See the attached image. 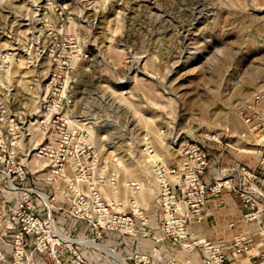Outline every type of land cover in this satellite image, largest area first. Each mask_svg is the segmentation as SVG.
I'll return each instance as SVG.
<instances>
[{"label":"rangeland","instance_id":"374dc122","mask_svg":"<svg viewBox=\"0 0 264 264\" xmlns=\"http://www.w3.org/2000/svg\"><path fill=\"white\" fill-rule=\"evenodd\" d=\"M59 130L68 147L53 166ZM214 139L264 156V0H0V177L8 186L21 166L74 247L124 264L71 232L73 219L97 235V197L109 210L158 207L180 144Z\"/></svg>","mask_w":264,"mask_h":264},{"label":"built area","instance_id":"2783aa9c","mask_svg":"<svg viewBox=\"0 0 264 264\" xmlns=\"http://www.w3.org/2000/svg\"><path fill=\"white\" fill-rule=\"evenodd\" d=\"M56 118V116L52 118V122H56ZM54 126L58 128L57 124ZM52 135H56L55 138ZM67 135L61 130L49 134L50 139H59L57 150L60 152L51 159L53 166L65 159L68 147ZM214 141L218 140L214 139ZM178 153L179 158L168 169L169 179L166 181L163 179L159 184L157 197L159 213L156 220L162 235L155 236L146 228L148 218L142 211L109 210L102 201H98L99 197L96 198L98 212H95L97 213L95 222L92 223L95 233L99 235L102 230H114L128 234L140 232L144 236L152 235L156 240L165 237L181 244L185 249L192 250L199 247L206 253L202 260H188L186 264H226V255L234 257L247 251L253 244L252 237L235 234L227 245L221 241L195 239L190 224L192 220L197 222L203 220L206 213V194L218 196L224 188L238 194L240 203L245 209L244 221L259 222L262 201H264V178L257 171L238 163L225 175L217 174L211 182L206 183L203 181L204 173L211 160L216 159L210 146L198 141L186 140L185 143L180 144ZM260 165L261 167L264 165V157L261 158ZM11 173H7V184L11 190L21 192L20 200L17 205L8 204L5 200L0 203V242L11 246V263H17L25 254L30 264H34L35 251L45 260L48 259L51 264H90L77 247L73 246V242L64 239L66 237L64 231L54 225L49 212L50 207L40 192L34 187L16 184L17 180L26 179L23 168L19 166ZM37 197L43 200V207L47 209L45 216L39 213ZM77 216L84 218L87 214L85 216L82 212H77ZM262 244L264 245V237ZM27 249L30 250L28 255ZM62 249H66L70 254V258L65 261L59 256ZM262 255L264 256V249ZM132 259L134 264L150 262L147 254H134Z\"/></svg>","mask_w":264,"mask_h":264},{"label":"crops","instance_id":"0c3cea01","mask_svg":"<svg viewBox=\"0 0 264 264\" xmlns=\"http://www.w3.org/2000/svg\"><path fill=\"white\" fill-rule=\"evenodd\" d=\"M242 140L229 141H213L210 148L216 159L211 160L207 167L203 181L209 183L217 175H225L236 164H243L250 170L257 171L264 178V165L261 167L260 160L262 152L257 147H243ZM247 149V150H246ZM20 186H31L36 188V182L27 177L23 181H19ZM21 192L13 191L6 185V180L0 177V199H4L12 205H16L20 200ZM223 201L221 204H218ZM42 204H38V207ZM43 207V205H42ZM244 208L240 203L237 193L222 189L218 196L210 193L205 197V216L202 221L192 220L190 229L193 231L195 239L221 241L227 245L232 236L242 234L250 236L253 244L247 251L239 253L237 256L226 255V264H264V256L262 250L264 245L262 239L264 237V201H262V214L260 221L246 222L243 219ZM44 212H40L43 215ZM158 207L144 212L148 222L146 228L155 236L162 235L158 221ZM57 215L58 222L64 225L65 217L61 213ZM73 225L69 229L76 230V235L85 238H92L95 242L104 244L108 248L119 253L128 264H134L132 256L134 254H147L150 258L149 264H186L190 261H200L206 253L201 248L192 250L185 249L181 244L163 237L156 240L152 235L144 236L140 232L134 234L121 233L114 230H102L99 235H94L93 229L88 223H81L77 220L72 221ZM65 226V225H64ZM0 249L5 252L7 259H10L11 246L7 243L0 242ZM77 249L82 256L90 264H121L113 256L106 251L91 245H78ZM62 260H66L69 253L66 249L59 252ZM34 257L38 264H44L40 254L35 252Z\"/></svg>","mask_w":264,"mask_h":264},{"label":"bare ground","instance_id":"6f19581e","mask_svg":"<svg viewBox=\"0 0 264 264\" xmlns=\"http://www.w3.org/2000/svg\"><path fill=\"white\" fill-rule=\"evenodd\" d=\"M137 68H138V66H136ZM173 141H175V139L173 140ZM247 150V149H246ZM110 152H112V149L110 150ZM32 153V152H31ZM31 153H28V158L29 157H32L33 155H34V153L33 154H31ZM155 170H156V173H157V175L159 176V178H161L162 177V175H163V171H164V168L163 167H161V166H156L155 165ZM162 179V178H161ZM163 180V179H162ZM136 184V183H135ZM132 185V184H131ZM137 185V184H136ZM138 187H140V186H138ZM141 188V187H140ZM139 188V189H140ZM136 189H138V188H136ZM135 201V200H134ZM135 203V202H134ZM133 204V203H132ZM133 206L134 207H136V210H139V206H137V204L135 203V204H133ZM90 244H94V245H96V246H98V247H101V248H104V249H106L107 251H110V250H108L106 247H104V246H102L101 244H98V243H94V242H89ZM111 253H113V252H111ZM119 260H121L124 264H126V262L121 258V257H119L117 254H114Z\"/></svg>","mask_w":264,"mask_h":264}]
</instances>
